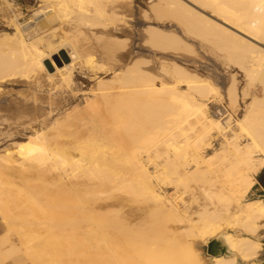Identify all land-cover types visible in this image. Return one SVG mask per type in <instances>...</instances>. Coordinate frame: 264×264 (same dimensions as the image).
<instances>
[{
  "label": "bare ground",
  "instance_id": "obj_1",
  "mask_svg": "<svg viewBox=\"0 0 264 264\" xmlns=\"http://www.w3.org/2000/svg\"><path fill=\"white\" fill-rule=\"evenodd\" d=\"M135 1L143 3L37 0L25 22L30 41L20 30V12L11 18L16 45L6 51L0 42V78L42 71L69 92L76 77L81 85L95 82L83 106L0 151V264H208L198 245L218 235L228 252L210 256L211 264L259 263L264 199L246 197L264 168V0H155L148 6L156 17L177 14L188 32L215 42L248 80L262 84V96L253 93L241 117L230 120L238 104L232 78L225 125L208 113L206 100L217 92L210 81L163 63L152 73L134 59L136 50L115 54L118 39L100 44L106 61L91 57L103 39L94 29L127 24V17L145 26L147 10ZM143 33L149 35L140 39V50L147 42L181 44L157 26L137 32ZM58 51V60L44 66ZM98 73L112 75L105 80Z\"/></svg>",
  "mask_w": 264,
  "mask_h": 264
},
{
  "label": "rangeland",
  "instance_id": "obj_2",
  "mask_svg": "<svg viewBox=\"0 0 264 264\" xmlns=\"http://www.w3.org/2000/svg\"><path fill=\"white\" fill-rule=\"evenodd\" d=\"M8 2L10 5L0 0V42L2 43L1 47L6 51L16 45L14 38L12 39L10 37L15 32L11 18L15 13L20 12L17 15L20 30L23 32L26 40L30 41L29 38L31 35H26L27 31L24 29L26 26L25 22L32 14L33 9L39 4L37 0H8ZM142 2H134L135 5L137 4L139 6V9L147 10L142 23L145 26H157L163 33L178 39L181 44L159 48L147 42L145 45L146 50H140L137 48L140 39H145L149 34L143 33L142 35H138L137 32L140 28H144L145 26H138L134 17H127V24H120L116 28L109 26L108 28H96L93 30L97 33L96 35L98 37H103L89 51L93 59H105L106 61V55L103 53L100 44L105 40L118 39L120 44L113 46L114 53L117 54L122 49L129 51L136 50L134 52L136 56L133 54L134 59L142 61L144 68L152 73L159 72V66L163 63L167 70H171L176 65L191 74L210 81L217 88V92L214 96H208L209 98L206 100L207 110L212 116L218 117L223 125L226 124L228 115L231 114L227 105L226 89L231 83L232 78L238 93V104L237 107L233 108L235 111L230 115V120H234L236 116L241 117L244 104L250 101L253 93H255V96H262V84L255 80H248L244 68L234 60L228 58L226 51L221 49L215 42L208 41L194 33L188 32L185 24L179 19L177 14L164 11L161 12L160 17H156L148 7L155 0H142ZM186 3L222 26L235 31L239 35H243L227 24H224L220 19L210 15L209 9L202 10L189 2ZM137 17L140 18L139 15ZM4 34H8V36L3 37ZM255 43L261 45L258 42ZM58 55L59 51L51 54L49 59L43 61L44 66L51 59L56 62ZM113 60V57H111L110 62ZM75 73L77 72L75 71ZM43 74L44 72L41 71L38 75L32 73L29 76L15 74L0 78V151H2L6 144L14 147L16 142L27 140L28 136L37 130L44 132L46 130L44 126H46L49 120L60 116L63 111H69L74 107L83 106L85 97L90 96V88H93L95 82L91 78L87 81L85 80L81 85L80 83L83 79L76 77L75 90L71 92L62 91L52 81H46L42 76ZM35 75L38 78L35 79ZM97 75L108 80L112 74L98 73ZM180 88L182 90L186 89L184 81L180 83ZM243 89L246 90L247 95L242 94ZM50 107L52 109L50 117L45 116ZM14 130L17 131V134L23 135V137L20 138L17 137V134L11 135L9 133ZM224 131L227 134L230 133L229 127H226ZM220 136L221 134L217 137L215 136L213 139L212 143L214 147H218V143L222 137ZM207 153H212V149H208ZM260 171L255 175L256 184L246 199H264V190L257 182V176ZM29 183L31 184L32 181L29 180ZM167 194H173V190L170 187L167 189ZM260 240L264 247V228L261 230ZM206 244L200 243L198 250L207 263L211 264V255L206 253ZM263 259L264 252L260 255L258 264H263ZM4 264H7V262Z\"/></svg>",
  "mask_w": 264,
  "mask_h": 264
},
{
  "label": "water",
  "instance_id": "obj_3",
  "mask_svg": "<svg viewBox=\"0 0 264 264\" xmlns=\"http://www.w3.org/2000/svg\"><path fill=\"white\" fill-rule=\"evenodd\" d=\"M257 182L264 190V169H261L257 176ZM228 252L227 245L220 235L210 238L206 244V253L211 256H218ZM264 252V247H263ZM264 264V261H263Z\"/></svg>",
  "mask_w": 264,
  "mask_h": 264
},
{
  "label": "flooded vegetation",
  "instance_id": "obj_4",
  "mask_svg": "<svg viewBox=\"0 0 264 264\" xmlns=\"http://www.w3.org/2000/svg\"><path fill=\"white\" fill-rule=\"evenodd\" d=\"M263 261H264V259H263Z\"/></svg>",
  "mask_w": 264,
  "mask_h": 264
}]
</instances>
